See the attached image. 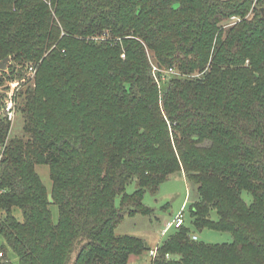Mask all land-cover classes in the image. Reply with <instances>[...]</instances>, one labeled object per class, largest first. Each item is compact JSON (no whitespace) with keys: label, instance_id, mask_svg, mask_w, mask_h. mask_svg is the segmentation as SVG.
Instances as JSON below:
<instances>
[{"label":"trees","instance_id":"16d2710c","mask_svg":"<svg viewBox=\"0 0 264 264\" xmlns=\"http://www.w3.org/2000/svg\"><path fill=\"white\" fill-rule=\"evenodd\" d=\"M6 57L37 71L20 134L0 118V264H129L145 242L115 229L175 174L196 186L193 226L233 241L183 223L151 264H264V0H0Z\"/></svg>","mask_w":264,"mask_h":264},{"label":"rangeland","instance_id":"374dc122","mask_svg":"<svg viewBox=\"0 0 264 264\" xmlns=\"http://www.w3.org/2000/svg\"><path fill=\"white\" fill-rule=\"evenodd\" d=\"M251 10L245 16V19L250 18ZM235 22L234 19L223 22L222 28L226 31L229 26L233 25ZM96 41H106L110 40V36L105 34L94 38ZM111 41V40H110ZM118 41V40H115ZM150 54V53H149ZM148 57H151V54ZM151 60V59H150ZM10 64L4 69L0 70L3 73H0V78L2 79L0 83V118L2 117L3 108H5L6 103L12 102L14 110V118L9 122V135L5 142L8 141L9 137L13 135L20 134V127L22 118L19 111V103L22 100L23 94L27 89H32L35 86V75L37 71V66L30 65L27 69H24L23 76L17 77L16 74H12V70L9 69ZM155 65V66H154ZM157 68L159 73L164 75L171 74L172 76L182 77L183 75L177 69H169L159 67L154 62H152V73L154 75L153 68ZM156 76V74H155ZM192 76H199V74H193ZM164 79V77H163ZM159 79H157V85L160 89L162 87L161 83L159 84ZM203 146H209V142H205ZM3 152V148L1 149ZM1 152V153H2ZM35 171L47 189L48 193L51 191V180L49 177L50 168L47 164L36 165ZM136 186L135 182H131L126 186L125 192L131 194L135 191ZM243 198L248 202L250 197L247 193L242 194ZM197 190L196 186L193 183H189L183 177L182 174H175L171 176L167 181L162 183L156 194L145 193L143 197V204L150 211L148 214H132L124 213V217L120 224L115 229V234L117 236H131L141 240H144L147 250H145L140 255H132L129 257V264H151L152 257L150 252H156V247L176 230L174 228H169V230L162 235V232L167 227L168 223L172 221L175 214L180 210V207L185 203L184 210V227L188 230L191 236L196 237L198 243H203L207 245H223L230 244L233 241V238L230 234L225 232H218L211 229H196L189 215V205L197 200ZM116 204H119V198L116 199ZM52 218L56 222L58 218V211L56 206H51ZM15 216L21 220V214L19 211L15 212ZM211 218L216 220L217 216L215 212H212ZM4 243L3 238L0 236V246ZM156 248V249H155ZM11 260L14 264H17V258L10 253Z\"/></svg>","mask_w":264,"mask_h":264},{"label":"built area","instance_id":"2783aa9c","mask_svg":"<svg viewBox=\"0 0 264 264\" xmlns=\"http://www.w3.org/2000/svg\"><path fill=\"white\" fill-rule=\"evenodd\" d=\"M154 72H157V68H153ZM171 71V70H170ZM4 115L7 117L8 121H12L14 118V110H13V105L12 102L10 101L9 103H6L5 108L2 109ZM184 210H185V205L181 208V210L174 216V218L172 219V221L170 223H168L167 227L165 228V230L163 231V234H165L169 228H174V229H178L180 228L183 223H184ZM193 240H196V237L193 236L192 237ZM150 256L153 258L155 256V252H150Z\"/></svg>","mask_w":264,"mask_h":264},{"label":"water","instance_id":"95a60500","mask_svg":"<svg viewBox=\"0 0 264 264\" xmlns=\"http://www.w3.org/2000/svg\"><path fill=\"white\" fill-rule=\"evenodd\" d=\"M10 64V58L6 57L0 62V70H4Z\"/></svg>","mask_w":264,"mask_h":264},{"label":"crops","instance_id":"0c3cea01","mask_svg":"<svg viewBox=\"0 0 264 264\" xmlns=\"http://www.w3.org/2000/svg\"><path fill=\"white\" fill-rule=\"evenodd\" d=\"M182 175H183V174H182ZM183 177H184V175H183ZM184 205H185V203H183V204L181 205L180 210H181V208H182ZM180 210H179V211H180ZM179 211H178V212H179ZM178 212H177V213H178ZM175 215H176V214H175ZM169 223H170V222H169ZM162 235H163V232H162ZM156 248H157V247H156ZM156 248H155V249H156Z\"/></svg>","mask_w":264,"mask_h":264}]
</instances>
